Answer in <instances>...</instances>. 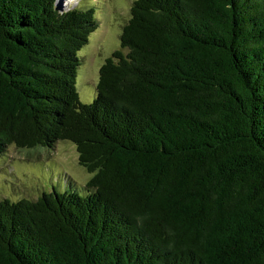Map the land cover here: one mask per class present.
<instances>
[{"label":"trees","instance_id":"obj_1","mask_svg":"<svg viewBox=\"0 0 264 264\" xmlns=\"http://www.w3.org/2000/svg\"><path fill=\"white\" fill-rule=\"evenodd\" d=\"M98 22L0 0V159L68 141L93 174L0 197V264H264V0H133L83 103Z\"/></svg>","mask_w":264,"mask_h":264},{"label":"rangeland","instance_id":"obj_2","mask_svg":"<svg viewBox=\"0 0 264 264\" xmlns=\"http://www.w3.org/2000/svg\"><path fill=\"white\" fill-rule=\"evenodd\" d=\"M60 5L95 10L98 27L90 34L87 44L78 52L81 67L76 87L83 103L91 102L96 93L99 69L115 50L121 49L120 35L130 16L133 0H58ZM93 176L78 162V152L68 141L45 148L18 149L8 147L0 159V197L36 198L42 191L76 190L84 192V185ZM76 186V187H75ZM84 188V189H83ZM83 189V190H82Z\"/></svg>","mask_w":264,"mask_h":264}]
</instances>
